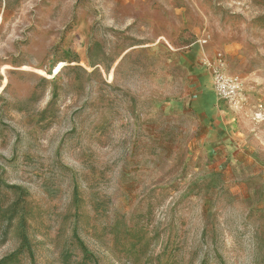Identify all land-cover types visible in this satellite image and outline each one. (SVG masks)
Returning a JSON list of instances; mask_svg holds the SVG:
<instances>
[{"label":"rangeland","instance_id":"1","mask_svg":"<svg viewBox=\"0 0 264 264\" xmlns=\"http://www.w3.org/2000/svg\"><path fill=\"white\" fill-rule=\"evenodd\" d=\"M0 264H264V0H0Z\"/></svg>","mask_w":264,"mask_h":264},{"label":"built area","instance_id":"2","mask_svg":"<svg viewBox=\"0 0 264 264\" xmlns=\"http://www.w3.org/2000/svg\"><path fill=\"white\" fill-rule=\"evenodd\" d=\"M222 65L221 56H219L217 62L209 61L211 74L215 80L216 92L222 100H227L232 104L244 100L240 77L225 74Z\"/></svg>","mask_w":264,"mask_h":264}]
</instances>
